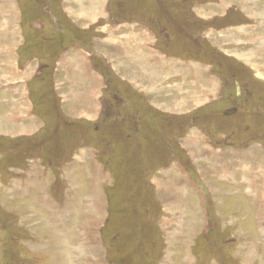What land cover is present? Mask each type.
Wrapping results in <instances>:
<instances>
[{"label": "rangeland", "instance_id": "rangeland-1", "mask_svg": "<svg viewBox=\"0 0 264 264\" xmlns=\"http://www.w3.org/2000/svg\"><path fill=\"white\" fill-rule=\"evenodd\" d=\"M78 2L0 0V264H264V0H105L66 38ZM105 21L155 33L205 88H138L127 71L164 62L130 32L118 60L82 56L104 77L85 83ZM72 66L94 88H69Z\"/></svg>", "mask_w": 264, "mask_h": 264}, {"label": "crops", "instance_id": "crops-1", "mask_svg": "<svg viewBox=\"0 0 264 264\" xmlns=\"http://www.w3.org/2000/svg\"><path fill=\"white\" fill-rule=\"evenodd\" d=\"M63 1V0H62ZM87 1V2H86ZM65 3H67L66 1H64ZM86 3V4H85ZM91 3H96V5H95V8L94 9H92V7H91ZM76 5H77V9H75V11L73 10V12H72V16H73V18H70L71 20H72V22H71V24L69 23V25L66 23V22H63V21H61V22H59V21H56V19H54L55 20V24H57L58 25V27L59 28H61V29H65L64 31H63V33L62 32H60V34L61 35H64V37H66L67 38V36L68 37H73V33L71 32V31H73L76 35H78V36H80V37H82V38H84V37H86V34H88L89 33V28H95L96 26H97V24H98V22L101 20V19H103V20H107L106 18L107 17H105V15H106V12L104 11V8H106L105 7V5H106V2H105V0L102 2V0H79V2L78 3H75ZM47 8H48V10H51V9H53V14H57V13H59L60 12V10L61 11H63L64 9L63 8H59L60 10H59V12H57V9H56V7H53V5L51 4V6H47ZM94 10H96V13H93V11ZM60 19V18H59ZM58 20V19H57ZM108 21V20H107ZM57 22V23H56ZM106 22V21H105ZM110 22V21H109ZM109 22H106V25H105V27H102V28H96L95 29V32H99V33H101L103 36H99V35H96V37L98 38L97 40L98 41H101V40H106V43H103V44H105V45H108L109 47H108V50H106L105 52H103L102 50V53L101 52H98V51H95V50H83V49H85L86 47H84L83 49L81 48V46H80V48H78L79 50H81L82 52L80 53V51L77 49V51H79V53H77L76 55H80L81 56V58H80V63H79V65H80V72L82 73V75L85 77V79L87 78V80H85V83L87 82V83H89V82H91V84H93L94 82H95V80H93V79H91V76L93 77V74H94V76H98V74L97 73H93V74H91V63L89 62V63H87L86 61H87V59L86 60H84V58L82 57L83 55H85V56H90V55H95V54H97L98 53V56L96 55L95 57H101V59H102V61H106L107 63H108V61H107V59L108 60H112V61H114V58L116 59V60H118V56L120 57V54L118 55V53L119 52H121V49H119V47H117V45H115V43H114V41L116 40L117 41V37L118 36H122V35H125L127 32H130V33H133L138 39H139V41L137 42V43H139V44H141V47H142V50H144L146 53H148V54H152V56H154V59H155V56H156V59H157V61L158 60H162L164 63V65H161V66H159L158 67V71L160 72V75H159V72L157 73V75H152V74H150L149 72H147V69H148V67H147V65H148V63H146L145 64V66H142V67H139L138 68V70H136L135 72L134 71H127V73H129V75H133V73H134V75H136V74H138L137 76L138 77H135V80L136 81H133L134 83H136V86L138 87V88H150L151 90L153 89V90H156L157 88H158V85H157V83L156 82H159L161 85H164V82L165 83H167L168 84V86H169V88H173V86L174 85H176V89H174L173 91H176V93L180 96V94H182V93H180L181 91H179L177 88H179V86L181 85L182 86V88H184V86H185V84H187L186 85V87L185 88H187V87H189V88H205V86L204 85H197L196 86V83H195V81H198V76L197 75H188V72H187V65L186 66H184V64H182V63H184L185 61H183V59H170V58H166V57H163L164 55H163V53L158 49V47H157V42H156V40H155V42L153 41V42H148L149 40H148V37H150L151 38V40H153V39H155L154 37H155V33H153L152 32V35H146L145 34V31H139V32H137L136 30V28H135V25L134 24H130V23H127L128 25H121V27H118V26H112V25H109L108 23ZM96 25V26H95ZM66 27H67V29H66ZM123 27V28H122ZM146 27V26H145ZM146 28H148V27H146ZM76 30L77 31H79V33H77L76 32ZM91 30V29H90ZM128 30H132V31H128ZM80 31H86V32H83V33H85V34H81L80 35ZM73 34V35H72ZM100 34V35H101ZM94 37V36H93ZM96 37H94V38H96ZM143 37V38H142ZM75 38H76V36H75ZM100 38V39H99ZM36 39V38H35ZM78 39H79V37H78ZM157 39V38H156ZM79 41H81V39L79 40ZM78 42V41H77ZM102 43V42H101ZM149 43V44H148ZM150 43H151V46H150ZM155 43V44H154ZM263 44H264V40H263ZM76 45H78V44H76ZM152 45H155V47H152ZM93 48H95L94 46H92ZM111 47V48H110ZM97 48V47H96ZM118 51V52H117ZM110 53H112L110 56H109V54ZM13 55V54H12ZM72 55V54H71ZM59 56V54L57 55V57ZM247 56H248V54H247ZM20 57H21V55H20ZM19 57V58H20ZM106 57H107V59H106ZM121 58V57H120ZM164 58V59H163ZM250 58H254L252 55H250V56H248V58H246L247 60H250ZM55 59H56V57H55ZM241 59H244V57L242 56V58ZM257 59H258V57H257ZM65 60H66V62H68V61H70V58H68V57H66L65 58ZM178 60V62H177V65H178V68H176L175 66H174V63H176V61ZM65 62V63H66ZM39 63H41V61L39 60ZM112 63V62H111ZM122 63V62H121ZM133 63V62H132ZM173 63V64H172ZM109 64V63H108ZM124 66L122 67V70H124L123 68H126L125 66H126V64L123 62L122 63ZM159 64H160V61H159ZM68 66H69V64H67ZM62 66H64V64L62 65ZM151 65L149 64V67H150ZM173 66V67H172ZM181 67V69L179 70L181 73H179V71H178V69ZM263 66V65H262ZM129 67H131V69L132 70H134V68H136L135 66H130V64H129ZM69 68V67H68ZM73 68V69H72ZM75 68V69H74ZM71 69L73 70V72L71 73V75L70 76H67L68 78H69V80H70V82H71V84H70V87L73 85V87L74 88H94V87H91V86H82L81 85V82H80V80L79 79H81L80 77H79V75H78V71H77V69H76V67L75 66H72L71 67ZM168 69H169V71H168ZM155 70H156V67H155ZM68 71H70V70H68ZM75 71V72H74ZM159 75V76H158ZM162 76V78H163V80H160L159 78ZM77 78V79H76ZM93 78H95V77H93ZM155 79V81L156 82H152L151 81V79ZM201 78V77H200ZM104 79V77L103 76H100V79H98V77H97V80H98V82L97 83H100L99 82V80L100 81H102ZM202 79V78H201ZM187 80V81H186ZM83 82H84V79L82 80ZM183 81V82H182ZM186 81V82H185ZM203 81H204V79H203ZM207 81V80H206ZM210 82V81H209ZM171 83V84H170ZM172 83H174V85H172ZM180 84V85H179ZM100 85V84H99ZM97 86V87H100V86ZM193 85V86H192ZM210 85H212L211 83H209V84H207V86L209 87V88H211L210 90H215V88H217L216 86H212V87H210ZM165 86L166 87H168L166 84H165ZM69 87V88H70ZM96 86H95V88H97ZM5 90V89H4ZM161 90V89H160ZM178 90V91H177ZM207 90V89H206ZM206 90H202V91H198V92H196V93H194V94H192L191 95V97H192V99L194 100L192 103L195 105L196 104V101H198L197 99V97L200 95V94H202V96L204 97V99L205 100H207L206 99V94H205V92H206ZM6 91V90H5ZM4 91V92H5ZM158 91V90H157ZM200 92V93H199ZM0 94H1V97H0V100H1V102H3V100H4V98H6V96H8V94H3V89L2 88H0ZM177 94H173L174 95V97H176V95ZM10 95V94H9ZM210 96V95H209ZM176 102H180V99L178 98L174 103H176ZM195 102V103H194ZM11 107H12V105H11V102H10V104H9ZM83 106V105H82ZM84 107V106H83ZM8 108V107H7ZM91 108H93L92 106H91ZM30 120V121H29ZM29 120H27V121H29V124H30V122L32 123V120L31 119H29ZM26 121V120H25ZM100 174V172L98 171V175ZM240 182H241V180H240ZM241 185H243L244 186V189H246L245 190V192L246 191H248L249 192V194L251 193V191H252V187L250 186V184H248V183H240ZM257 192H258V189H257ZM256 192V193H257ZM256 193H254L253 195H256Z\"/></svg>", "mask_w": 264, "mask_h": 264}, {"label": "bare ground", "instance_id": "bare-ground-1", "mask_svg": "<svg viewBox=\"0 0 264 264\" xmlns=\"http://www.w3.org/2000/svg\"><path fill=\"white\" fill-rule=\"evenodd\" d=\"M93 6V5H92ZM93 11V10H92ZM94 11H96V10H94ZM93 11V13H96V12H94ZM7 15V14H6ZM8 20V19H7ZM6 21V20H5ZM7 22V21H6ZM0 28H1V26H0ZM251 30V29H250ZM2 31V30H1ZM134 39V38H133ZM132 39V40H133ZM125 41V40H124ZM259 41V40H258ZM130 42V41H129ZM134 42V41H133ZM252 42V41H251ZM257 42V41H256ZM115 43V42H114ZM131 43H132V41H131ZM122 44H124V43H122ZM132 44H134V43H132ZM136 44H138V43H136ZM249 44H251V43H249ZM141 45V44H140ZM259 45V44H258ZM134 46V45H133ZM132 47V46H131ZM135 47H136V45H135ZM263 47V46H262ZM257 50V49H256ZM264 67V66H263ZM264 70V69H263ZM127 74H129V73H127ZM129 76V75H128ZM124 78V77H123ZM77 79V78H76ZM187 81V80H186ZM185 81V82H186ZM183 82V81H182ZM185 85H187V84H185ZM193 86V85H192ZM70 88H74L73 87V85L70 87ZM73 90V89H72ZM74 91V90H73ZM66 95V94H65ZM185 97V96H184ZM187 97V96H186ZM183 98V97H182ZM198 99V101H204V97L202 96V94H200L198 97H197ZM203 98V99H202ZM178 98H176L175 100H177ZM186 99V98H185ZM187 99H189L190 101H194L193 99H192V97L190 96L189 98H187ZM14 104V103H13ZM175 104V108L176 109H178V108H183V107H186L187 106V100H181L180 99V102H176V103H174ZM91 107V106H90ZM90 107H88V108H90ZM79 108V107H78ZM83 108V107H82ZM80 109V108H79ZM12 110V109H11ZM15 111V110H14ZM79 111V110H78ZM85 111V110H84ZM13 112V111H12ZM90 112V111H89ZM15 113V112H14ZM88 113V112H87ZM1 126V125H0ZM19 126V125H18ZM21 127V126H20ZM35 127V126H34ZM2 128V127H1ZM19 129H24L25 131H27L28 129H26V128H23V127H21V128H18L17 127V130H14V132L16 133V131L18 132L19 131ZM35 129V128H34ZM33 129V130H34ZM24 130H22V131H24ZM12 131V130H11ZM29 131V130H28ZM31 131H32V129H31ZM33 132V131H32ZM38 173V172H37ZM25 179V178H24ZM8 190V189H7ZM46 194V193H45ZM182 197V196H181ZM185 198V197H184ZM261 200V199H260ZM264 203V202H263ZM43 205V204H42ZM38 206V205H37ZM44 206V205H43ZM97 209V208H96ZM93 211H94V213H96V211H95V209H94V207H93ZM92 213V212H91ZM51 227V226H50ZM82 227V226H81ZM54 237V236H53ZM247 248V247H246ZM261 248V247H260ZM5 251V250H4ZM86 255V254H85ZM90 256V255H89ZM61 257V256H60ZM79 257V256H78ZM63 258V257H62Z\"/></svg>", "mask_w": 264, "mask_h": 264}, {"label": "water", "instance_id": "water-1", "mask_svg": "<svg viewBox=\"0 0 264 264\" xmlns=\"http://www.w3.org/2000/svg\"><path fill=\"white\" fill-rule=\"evenodd\" d=\"M234 111H235V110H232V111L230 112V114L234 113Z\"/></svg>", "mask_w": 264, "mask_h": 264}, {"label": "flooded vegetation", "instance_id": "flooded-vegetation-1", "mask_svg": "<svg viewBox=\"0 0 264 264\" xmlns=\"http://www.w3.org/2000/svg\"><path fill=\"white\" fill-rule=\"evenodd\" d=\"M241 88H242V87H241ZM247 94H248V93H247ZM247 94H246V95H247Z\"/></svg>", "mask_w": 264, "mask_h": 264}]
</instances>
